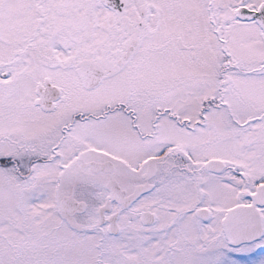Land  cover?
Masks as SVG:
<instances>
[{
  "label": "snow or ice",
  "instance_id": "obj_1",
  "mask_svg": "<svg viewBox=\"0 0 264 264\" xmlns=\"http://www.w3.org/2000/svg\"><path fill=\"white\" fill-rule=\"evenodd\" d=\"M0 264H264V0H0Z\"/></svg>",
  "mask_w": 264,
  "mask_h": 264
}]
</instances>
